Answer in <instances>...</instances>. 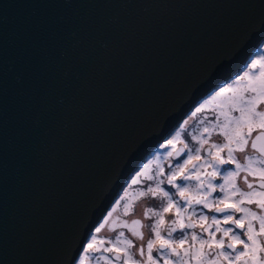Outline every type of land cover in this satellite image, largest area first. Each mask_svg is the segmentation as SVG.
I'll return each mask as SVG.
<instances>
[{"label":"water","instance_id":"95a60500","mask_svg":"<svg viewBox=\"0 0 264 264\" xmlns=\"http://www.w3.org/2000/svg\"><path fill=\"white\" fill-rule=\"evenodd\" d=\"M263 43L264 0H0V264H76L153 147Z\"/></svg>","mask_w":264,"mask_h":264},{"label":"snow or ice","instance_id":"6c2138e0","mask_svg":"<svg viewBox=\"0 0 264 264\" xmlns=\"http://www.w3.org/2000/svg\"><path fill=\"white\" fill-rule=\"evenodd\" d=\"M261 49L262 51L245 66L246 70L242 75L236 76L234 81L219 87L210 99L201 103L191 113L195 117L202 113L207 105L213 104L215 122L207 121V126H204L202 130L198 128L189 134L186 129L190 121L184 120L172 138L166 139L159 145V149H164L163 153H160L158 149L154 154L155 158L145 163L131 179L129 187L139 185L141 178L155 181L154 184H144L136 193L137 200L145 199L153 204L152 207H145L143 211V216L151 223L144 225L140 219H132L130 224L127 220H110L116 212V207L120 205H123L124 216L134 212V205L129 202L128 191L125 190L124 194L115 200L116 207L107 212L103 222L89 232L86 241L80 246V254L76 257L77 264H85L86 259L90 262L94 261L95 264H100V261L104 264H114V261H119L120 264H129V262L158 264L157 257L153 255L154 252L163 258L164 264H189V259L196 260L197 254L200 256L199 264H204L209 256H211L212 264H216L221 257L229 261V264L233 259L245 258L244 264H248L249 252H251L252 264H264V258L257 255L258 252H264V246L257 241L258 236H264V214L258 216L244 206L255 204L257 208L264 210V44H261ZM214 131L218 138H222L221 142L210 139ZM254 134L255 138H252ZM189 136L198 146H190L186 142ZM249 143L254 152L259 155L245 158L244 163H241L235 153L244 152ZM177 144L182 146L177 147ZM202 150L207 153L206 156L201 155ZM161 157L168 162L167 173L160 166ZM233 165L234 167H231ZM242 172L247 173L243 177V182L250 191H242L237 185L236 178L240 177ZM257 173L260 177L259 191L253 183L248 181L249 175ZM193 180L196 182L194 185L178 183V181ZM214 180H222L223 183L214 184ZM162 185L171 187L166 188ZM172 189H175V193H172ZM217 190L224 195H217L210 205L209 198ZM176 197H179V200ZM156 200L160 203L156 204ZM194 205H203L210 211L220 213L230 211L245 213L238 219L229 215L223 217V223L236 225L242 230L241 233H234L231 228L222 229L220 220L215 216L211 217V223L206 224L204 222L208 220V217L201 214L194 222L192 218L195 211ZM165 213H174L175 218L166 220ZM185 214L189 217L187 223L184 220ZM245 219L248 220L247 225L244 223ZM254 220H259L258 232L254 230ZM213 224L216 225V232H222L224 236L231 233L229 238L233 242L225 245L223 236L215 241V232H211L208 240H199L201 248L196 249L198 237L193 232L190 236L192 244L185 249L184 246L189 240V234L184 231L185 229L198 226L201 232H208ZM143 227H149L150 236L154 238H148L146 246L141 245L136 249L140 258L135 259V253L131 251L134 247L133 239H130L124 231L117 232L116 229H127L131 237L143 241L144 234L141 231ZM105 228L115 233L114 239H105L100 235ZM178 230L182 234L173 239L172 234ZM241 236L247 237L252 244L241 239ZM205 244L208 245L206 251L203 248ZM237 245H243V250L238 251ZM225 246L232 251H216ZM145 247L147 258L143 259ZM105 253L111 255H105ZM190 253L191 256H189ZM169 256L177 259L171 261Z\"/></svg>","mask_w":264,"mask_h":264},{"label":"rangeland","instance_id":"374dc122","mask_svg":"<svg viewBox=\"0 0 264 264\" xmlns=\"http://www.w3.org/2000/svg\"><path fill=\"white\" fill-rule=\"evenodd\" d=\"M263 44H264V43H263ZM261 51H262V49L260 50V52H261ZM260 52H259V53H260ZM257 54H258V53L255 52V54L252 56V58H255V57L257 56ZM252 58H251V59H252ZM251 59H250V60H251ZM248 63H249V62H248ZM246 65H247V64H246ZM246 65H245V66H246ZM245 66H244V68L242 69L243 71H242L239 75H242L243 72L246 70V67H245ZM235 78H236V77H235ZM235 78L232 79V80L229 81V82L234 81ZM229 82H227V83H229ZM227 83H225V84H227ZM225 84H224V85H225ZM224 85H223V86H224ZM221 87H222V86H221ZM218 89H219V87L216 89V91H217ZM213 94H214V92L211 93L209 96L205 97L204 99H202L201 102L199 103V105H200L201 103L205 102L206 100L210 99L211 96H212ZM199 105H198V106H199ZM198 106H197V107H198ZM207 108H208V109H207ZM212 108H213V104H209V105H207L206 109H205L202 113L197 114V116H195V117H193V116L191 115V113L193 112V111H192V112H191L186 118L182 119V121L180 122V124L183 123L184 120H189V121H190V123H189V125L187 126V129H186L187 133H189V134L195 132L196 129H198V128L202 130V128H203L204 126H207V121H213V122H215V118H214V117H215V114H214V112L212 111ZM194 111H195V110H194ZM180 124H179V125H180ZM175 131H176V130H175ZM173 133L175 134V132H173ZM174 134H173V135H174ZM173 135L169 136L167 139H171ZM182 135H183V133H182ZM252 138H255V134L253 135ZM210 139H211L212 141H216V142H221V141H222V138H218V136H217V134L215 133V131L213 132V136H212ZM165 140H166V139H165ZM165 140L161 141L160 144L163 143ZM186 142H188V143L190 144V146H198V145L195 144V141H191L190 136L188 137V140H187ZM179 145H180V144H177V146H179ZM205 147H208V145H205ZM158 149H159V148L157 147L156 150H155L156 153H157V150H158ZM159 151H160L161 153H163L164 149H159ZM155 152H154V153H155ZM182 155H183V154H182ZM201 155L206 156L207 153L204 152V151L202 150ZM221 155H226V153H221ZM235 155H236V158H237L238 160H240L241 163H244L245 158H250V157H253L254 155H259V153H255L254 150H253L252 147H251V144L249 143V144L246 146L244 152H237V153H235ZM153 156H154V154H152V155L150 156V158H148V160H146V161L148 162ZM146 161L144 162V164L147 163ZM144 164H143V165H144ZM143 165H142L140 168H138V169L132 174V177H131V178L128 180V182L125 184V186H124V188L122 189V191H121V193L119 194V196H120V195H123L125 190H127V191H130V190L133 191L132 189H135V188H142V187L144 186V184H154V183H155V181H147V180H143V178H141V183H140L139 185H137L136 187H129V185L131 184V179L135 176L136 172H138V171H140V170L142 169ZM160 165H161V167H163V168L165 169V173H167V171H168V169H169L168 162L162 159V161L160 162ZM153 166H154V165H153ZM154 167H155V166H154ZM221 167L223 168V167H225V166H221ZM231 167H234V165L231 166ZM245 175H247V173H246V172H242L241 175H240V177H237V178H236V182H237V185L241 188L242 191H250V190L247 188V185L243 182V177H244ZM248 181L251 182V183H253V186L257 189V191L260 190V189H259L260 177H259V174H258V173L255 174V175H249V176H248ZM178 183H187V184H189V185H194L196 182L193 180V181H178ZM213 183H214V184H215V183H223V181H222V180H214ZM162 187L169 188V187H171V186H169V185H162ZM172 193H175V189H172ZM217 195L223 196V193H222V192H219V190H217L216 192H213V193H212V196L209 198L210 205H211V203H212V201H213V198H215ZM119 196H117L116 199H118ZM130 198H131V201H132L131 203L134 205V209H135L134 212L130 213L128 216H124V215H123V212H124L123 205H120L119 207H116V205H115V203H114L115 200H116V199H115L114 202H113V205H110V207L106 210L105 215L107 214V212L111 211L113 207H116V212H115L114 215L110 218V220H118V219L121 220V221H122V220H127V221L129 222V224H130L132 219H140L142 224H144V225H148V224H150L151 221L148 220V219H146V218L143 216V211H144L145 207H152L153 204L150 203L148 200H145V199H139V200H137V199H136V194H135L134 197H130ZM255 198H256V197H254V199H255ZM176 199L179 200V197H176ZM233 199H236V198L233 197ZM244 199L246 200V198H244ZM155 203H156V204H159L160 201H159V200H156ZM181 203H183V202L181 201ZM244 206L247 207V208H249V209H251L253 212L257 213L258 216L261 215V214H264V210H262V209H260V208H257V206H256L255 204H250V205L245 204ZM193 207H194V209H195V211H194V213H193V217H192L193 220H194V222H195L196 218H198L201 214H203V215H205V216L208 217V220H207L206 222H204V223H206V224H207V223H211V217H212V216H215V217H217L218 220H220V227H221L222 229L231 228L232 231H233L234 233H241L242 230H241L240 228H237L236 225L231 224V223H228V224L223 223V217H224L225 215H229V216H232L233 218H236V217L239 218V217L245 215V213L230 211V212H228V213H219V214H217L215 211H210L208 208H204L203 205H194ZM260 210H261V212H260ZM174 218H175L174 213H165V219H166V220H167V219H174ZM238 218H237V219H238ZM152 219H154V218H152ZM184 220H185V223L188 222L189 217H188L187 214L184 215ZM102 222H103V217H101V218L97 221L95 227L98 226V224H99V223H102ZM244 223H245V222H244ZM246 225H247V224H246ZM253 227H254V230H255L256 232L259 231V225L254 224ZM116 231H117V232H118V231H124L125 234H126L127 236H129L130 239H133V241H134V247L131 249V251H132L133 253H135V256H134L135 259H139V258H140V257H139V253L136 251V249H137L138 247H140L141 245H145V246H146V241H147L148 238H154V237H151V236H150V228H149V227H143V228H141V231H142L143 234H144V240H143V241L138 240V239H136L135 237H131V234L127 231V229L117 228ZM184 231L187 232V233L189 234V240L187 241V243H186L185 246H184L185 249H188L189 245L192 244V241H191V239H190V236H191V233H193V232H195V233L197 234V237H198V240H197V242H196V244H195V248H196V249H200V248H201V244L199 243V240H200V239L208 240V239L210 238V237H209V233H211V232H215V237H214V240H215V241H218V240L221 238V236H223V239H224V241H225V245H227V243H229V242H233V241H230V238H229V237L231 236V233H230L229 235H227V236H224L222 232H216V225H215V224H213L212 227L208 229V232H201L200 227H198V226H197V227H194V228H187V229H185ZM162 234H163V233H162ZM181 234H182V233H181L179 230H178L177 232H174V233L172 234V235H173V239L177 238V237L180 236ZM100 235H101L102 237H104L105 239H114V238H115V233H114V232H109V231L107 230V228H105V229L102 231V233H101ZM241 239L245 240V241H246L247 243H249L250 245L252 244V242H251V241H248L247 237H245V236H241ZM257 241H258V243H259L260 245L264 246V236H258V237H257ZM106 246H107V245H106ZM203 248H204V250L206 251L207 248H208V245H207V244L203 245ZM237 250H238V251H242V250H243V245H237ZM216 251H226V252H231L232 250H231V249H228V248L225 246V248H223V249H217ZM105 255H109V256H110L111 254H107V253H105ZM153 255L157 257L158 264H164V260H163V258H162L161 256L157 255L155 252L153 253ZM257 255H258V257H260V258H264V252H258ZM189 256H191V253L189 254ZM146 258H147V249H146V247H145V256H144L143 259H146ZM169 259H170L171 261H175L177 258L174 257V256H169ZM247 259H248V264H252V260H251V252H249V257H248ZM199 260H200V256H199V254H197V259H196V260H191V259H189V264H199ZM244 261H245V258H241L240 260H235V259H233V260L231 261V264H244ZM103 263H104V262H103ZM76 264H77V260H76ZM85 264H93V263H92V261L90 262L89 259H86V260H85ZM129 264H131V262H129ZM204 264H212L211 256H209V258H208L207 260H205ZM216 264H229V261H227V260H225V259H223V258L221 257V258L218 259V261L216 262Z\"/></svg>","mask_w":264,"mask_h":264},{"label":"trees","instance_id":"16d2710c","mask_svg":"<svg viewBox=\"0 0 264 264\" xmlns=\"http://www.w3.org/2000/svg\"><path fill=\"white\" fill-rule=\"evenodd\" d=\"M208 109V108H207ZM160 152V151H159ZM161 153V152H160ZM154 158H155V156H154ZM153 158V159H154ZM162 161V157H161V159H160V161L159 162H161ZM161 166V165H160ZM153 169H155V167L153 166ZM133 191H128V200H129V202H132L131 201V198L130 197H134L135 196V194L138 192V190H139V188H135V189H132ZM223 195H224V193H223ZM92 263L93 264H95V262L94 261H92ZM100 264H104L103 263V261H100ZM114 264H120V262L119 261H114Z\"/></svg>","mask_w":264,"mask_h":264},{"label":"bare ground","instance_id":"6f19581e","mask_svg":"<svg viewBox=\"0 0 264 264\" xmlns=\"http://www.w3.org/2000/svg\"><path fill=\"white\" fill-rule=\"evenodd\" d=\"M174 132H176V131H174ZM173 134H174V133H173ZM173 134H172V135H173ZM156 148H157V147H156ZM156 148L153 147V149H152V154H156V152H155ZM154 152H155V153H154ZM152 154H151V155H152ZM151 155H148V157H147L146 160H148V158H150ZM153 158H154V156H153L151 159H153ZM146 160H143L142 164H140V167L144 164V162H145ZM146 162H147V161H146ZM140 167H139V168H140ZM131 177H132V173H131L129 179H130ZM129 179H128V180H129ZM128 180H127V182H128ZM216 213H217V212H216ZM217 214H219V213H217Z\"/></svg>","mask_w":264,"mask_h":264},{"label":"flooded vegetation","instance_id":"af4514ba","mask_svg":"<svg viewBox=\"0 0 264 264\" xmlns=\"http://www.w3.org/2000/svg\"><path fill=\"white\" fill-rule=\"evenodd\" d=\"M260 212H261V210H260ZM241 213H242V212H241ZM237 218H238V217H236V218H234V219H237ZM244 222H245V225H246V224L248 223V220L245 219ZM254 224L259 225V220H254V221H253V225H254Z\"/></svg>","mask_w":264,"mask_h":264}]
</instances>
